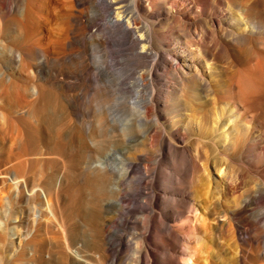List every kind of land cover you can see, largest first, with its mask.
Here are the masks:
<instances>
[{
  "label": "bare ground",
  "instance_id": "bare-ground-1",
  "mask_svg": "<svg viewBox=\"0 0 264 264\" xmlns=\"http://www.w3.org/2000/svg\"><path fill=\"white\" fill-rule=\"evenodd\" d=\"M124 1L74 0L79 7L90 4L91 10L84 16L89 27L100 16L99 3L111 7L116 6L118 9L116 17L110 13L107 28L122 29L131 37L135 45L142 46L140 51L138 50L134 55L138 61L148 62V60H152L149 61L145 71H139L135 74V83L131 87V89H135L137 95H141L133 98L130 106L133 111L132 117L136 119L135 116H137L136 120L140 131H138L134 119L132 125L127 126L129 129L125 127L129 133L123 148H119L117 153L107 152L103 154L104 159L97 158L100 155L98 146L101 141L98 142L95 138L93 128L85 129L82 127L84 124L79 123L78 100L62 80L66 74L62 72V69L55 70L54 74L48 72L49 67L48 70L46 69V62H49L47 59L50 56L53 55L60 59L66 57L69 48L74 43L80 42L82 38L71 37L69 34L65 40L67 47L64 45L60 48L55 47L53 50L44 51L33 43L35 41L31 36L37 29V26H34L35 23L32 22V16L35 10H41L43 0H27L25 2L24 0H13L11 18L9 17L11 26L4 23L5 15L2 13L6 7V0H0V41L5 45L3 46L4 49H0L2 50L0 54L15 67H17L18 61L23 62L22 66H27L36 57L38 58V62L32 63V65L42 78L30 77L25 80L22 77H17V81H14V87L20 100L25 102L21 107L23 112L20 113L17 121L19 125L25 128L26 135L32 140L40 138L44 134L45 126L50 127L49 130L51 131L57 121H60L59 130L55 136H51V139L58 141L57 155L62 158L59 163L60 167L64 164L68 165L76 175L70 189L68 187L70 200L66 202L64 212H62L64 213V217H62L65 219L63 223L67 242L72 243L76 238L75 226H73L72 221L79 213L77 210L79 207L74 206V201L80 197L82 199L88 198L90 195L96 197L98 195L96 190L100 188L103 191L102 194L104 192L107 194V197L100 198V195L98 197V199L100 198L99 202L101 200L105 202L102 203V208L98 212L94 210L93 213L90 211L89 213L86 211L79 213L82 215L80 218L83 219L85 226L88 225L91 231L93 230L97 234V238L92 239L95 236L94 233L89 242V246L93 250L106 252L111 248L113 244L107 235L113 236L114 234L118 249L122 248L124 243L129 244L130 241L124 235L112 232V226L121 223L130 227L133 226L134 230L141 233L140 243L148 239V234L155 231L160 237V243L153 244L158 245L157 248L164 253H162L163 259H161L162 256L159 257L163 260V264H190V261H193L197 254V243H192V241L198 242L199 227L195 222L193 224L185 223L182 226L177 225L176 222L184 216L186 207L195 203L194 193L189 189L190 187L187 189L177 187L176 191L179 193L172 195V198L161 196L160 182L168 180L170 175L162 174L160 156H164L167 150L175 154L181 153L182 150L188 151V148L179 147L177 142L188 138L194 132V128L210 127L211 130L209 129L210 132L207 135L210 134L209 138L216 141L217 147L242 159L241 149L245 147L250 155L247 159L259 162V153L256 154V147L258 146L264 154V147H259L264 144V132L261 134V140H258L257 143V138H252V136L244 140L242 131L228 115L230 112L227 111V107L224 109L223 106L221 107L223 98L216 91L214 84H217L216 80L218 79L222 88L231 89L228 98L232 100L229 111H233L232 113L235 115L233 118L236 119L237 117L235 107L238 105L243 104L247 107L253 105L258 95V73L264 75V59L255 58L257 44L264 46V40L258 38L264 33V7L257 0H164L158 4L154 0H134L131 7L126 5V1L125 3ZM24 4L25 11L21 13ZM163 12L174 25L173 31H169L168 34L174 36L173 40L175 41L166 44L168 51L173 56L172 58L164 53V47L160 45H165V43H161L163 34L157 33L153 29L152 20L158 19ZM78 17L80 16L78 15ZM78 17L69 11L58 16L57 19L64 21L69 18L78 21ZM192 17H196L195 20H197L193 26L198 27L199 24H207L211 26L212 31L208 30L201 33L198 30L193 31L192 28L188 31L192 24H190L191 22L188 23L187 20ZM96 36L100 37L102 33H93L89 38L95 39ZM167 40L169 41V39ZM244 45L246 49H241L240 46ZM243 53L246 54V58L240 61L238 57L242 56ZM220 61H229L230 67L237 69V73L228 71V73H223L220 76L215 67V63ZM159 62L165 65V73L168 79L172 77L173 80V84L169 85L166 90L157 84L160 74L156 66ZM241 67L244 69L239 70L238 68L242 69ZM146 91L150 95L146 96ZM161 103H163L162 111L157 109ZM225 104L227 105V103ZM211 105L213 109H210ZM163 119H167L169 125H163ZM249 142L254 143L246 144ZM152 150H157V154L160 156H153L150 153ZM189 158V160L184 159L182 162V167L187 165L188 170L185 168L178 170L179 167L172 170L177 175L176 184L178 186L186 187L184 184L192 176L190 171L199 167L197 158L190 152ZM81 163L86 165L87 171L92 175L91 181H86L87 179L84 178ZM141 189L143 192L140 191ZM256 193L255 201L253 199L246 200L236 210L227 205L225 206L227 212L234 213L235 211L237 215L243 217L247 212L256 210V204L260 203L264 197V189ZM139 195L143 197L141 200H133ZM160 199L162 204L158 203ZM214 206V209L212 208L207 213L209 220H214V211L218 210L216 209L217 205ZM109 209H111L110 218L104 215L107 214L106 211H110ZM191 209L190 212L197 211V209ZM138 213L140 214L138 217H133ZM197 217L198 215H195V218L190 219L194 221ZM219 227L209 223V228L213 232V237L209 240L215 245L224 232L223 228ZM243 231L245 243L264 248V208ZM178 239H182L183 246L178 245ZM146 247L148 248V246ZM59 250L58 264H72V261L75 262L76 259L81 260V264H87L83 259L84 257L75 255L77 252L73 254L70 247L69 253L72 256L69 253L70 256H68V249ZM147 252H150L148 257L142 253L141 255L138 253L140 256L136 254L138 257L134 263L155 264L153 259L155 260L158 254L152 253L149 249ZM117 255L114 257L113 264L119 262ZM178 255L182 259H179ZM151 258L153 259L151 260Z\"/></svg>",
  "mask_w": 264,
  "mask_h": 264
},
{
  "label": "rangeland",
  "instance_id": "rangeland-1",
  "mask_svg": "<svg viewBox=\"0 0 264 264\" xmlns=\"http://www.w3.org/2000/svg\"><path fill=\"white\" fill-rule=\"evenodd\" d=\"M95 1L101 2L102 0ZM125 1L124 3L131 7L134 0ZM154 1L158 4L164 0ZM257 1L264 7V0ZM12 4L13 0H6L4 12L9 11L7 13L2 12L6 16L3 15L4 23L7 26H11L9 23L11 22ZM116 8V6L111 7L99 3L100 16L97 21L93 22L94 24H91V27H89L84 17L91 10L90 4H86L85 7H79L74 0H43L41 10H35L32 16V22L35 23L34 26H37V29L31 35L35 41L33 43L44 51H50L55 47L60 48L64 45V47H67L65 40L69 36L82 38L80 42L74 43L69 48L70 51L68 50L67 58L63 57L60 59L53 55L50 56L47 59L49 62H46V69L48 70L49 67L48 72L50 74H54L55 70L60 69L66 74L62 77V80L64 85L75 94L76 100H78L79 123L84 124V126H81L85 129L93 128L95 138H97L98 142H103L102 144L100 142L98 146L100 154L97 157L98 159H102V155L107 152L117 153L120 150L119 148H123L126 143L129 133L127 128L130 124L132 125L135 119L132 117L131 102L136 96H141L136 94L135 89H131L135 83L136 77L134 76L139 71H145L149 61H152H138L134 55L138 50L140 51L142 46L139 44L135 45L131 37L124 33L122 29L107 28L110 13L116 17L118 12ZM66 9L69 10L67 11ZM24 11L25 4L21 9V13ZM69 11L76 17L79 15L78 21L80 22L69 18L64 21L57 19L58 16ZM195 19L196 17H192L187 20L188 23L191 22L190 24H192L188 31L191 28L193 31L198 30L201 33L208 30L212 31L211 26L207 24H199L198 27L193 26L197 22ZM152 23L154 24V31L156 30L155 32L163 34L161 43H165V45H160L164 47V53L169 58H172L173 56L168 51L166 44L175 41L173 40L174 36L168 34L169 31H173V23L165 12L158 19L152 20ZM97 32L102 33V36H96L95 39L89 38L93 33ZM258 38L264 40V33L259 35ZM166 39H169V41H166ZM3 46L5 45L0 41V49H4ZM240 47L241 49H246L245 45ZM0 53H2V50H0ZM257 54L260 55L258 56ZM245 55L243 53L242 56L238 57L240 61L246 58ZM255 55L256 59H264L263 45L257 44ZM52 57L53 60H51ZM36 58H33L34 61L27 66H22L23 62L18 61L16 63L17 67H15L14 64L6 61L0 54V264H58L59 249H68V254L69 247L73 254L77 252L75 255L83 256L87 264H113L114 257L117 254L119 262L116 264H135L134 262L141 253L147 257L150 255V252H147L148 249L152 253L158 254L155 260L153 258L151 260L153 259L155 264H163L164 262L161 260L163 259V252L157 248L158 245L153 244L160 243V237L155 231L148 234V239L144 241L146 244L143 241L140 243V232L134 230L133 226L117 223L112 226V232L124 235L130 241L129 244L124 243L122 248L118 249L117 239H115L116 237L113 234V236L107 235L110 239L108 240L113 244L106 251L107 253L100 250L98 252L89 246L90 239L95 231H91L88 225L85 226L86 224L81 219L82 215L79 213L80 211L93 213L94 210L98 212L102 208V203L105 202L104 200L99 202V200L101 197H107V194L105 192L102 194L103 191L100 188L96 190L97 192L95 191L98 193L96 197L90 195L85 199H82V197L76 198L74 201V206L76 205V208L79 207L77 208L79 213L72 221L73 226H75L76 238L72 243L67 242L63 223L65 219H63L64 213L62 212H64L66 202L70 200L68 197L69 189L74 183L76 175L68 165L64 164L60 167L59 163L62 158L57 155L58 141L51 139V136H55L59 130L60 121H57L51 131L49 130L50 127L47 128L45 126L44 134L40 138L33 140L28 138L25 128L19 125L17 121L20 113L23 112L21 107L25 102L20 100L14 87V81H17V77H22L25 80L30 77L42 78L32 65V63L36 64L38 62V58ZM65 58L66 60L63 61ZM230 66L229 61L215 63L216 70H218L217 72L220 76L223 73H228V71L237 73V69ZM156 69L160 74L157 84L160 88L166 90L169 85L173 84L172 77L169 76L171 79H168L165 73V65L162 62L157 64ZM238 69L243 70L244 67ZM258 77V95L253 105L247 107L240 104L235 107L236 119L233 118L235 116L232 113L233 111H229L232 100L228 97L231 89L222 88V84L218 83V79L216 80L217 84H214L216 91L223 98L221 107L223 106V109L227 107V111L230 112L228 115L242 131L243 139L247 140V138L252 136V138H257L256 143L261 140V134L264 132V78H262L264 75L258 73ZM147 95H150L148 91H146ZM160 105L157 106V109L162 111L163 103ZM210 109H213L212 105ZM135 117L137 119V116ZM135 124L138 126V131H140L137 120ZM162 124L169 125V122L167 119H163ZM209 129L211 130L210 127L194 128V132L188 138L181 140L179 143L177 142L179 147L188 148V151L182 150L183 153L175 154L167 150L164 157L158 155L157 150L150 151L153 156L161 157L162 174L170 175L168 180L160 182L161 196L172 198V195L179 193L176 191L177 187L182 189L190 187L189 189L194 193L195 203L189 204L184 210L186 211L183 213L184 216L176 222L179 226L195 222L199 227L198 242L192 241V243H197V254L193 261H190V264H264V248L243 241V229L247 228V225L253 219L255 220L261 209L264 208V197L261 199L262 203L260 202L262 205L260 203L256 204V210L247 212L243 217L237 215L235 211V214L227 212L225 208V206L229 205L236 210L246 200L253 199L255 201L256 192L264 189V154L257 146L256 148L260 151L256 149V154L258 155L259 153L258 157L260 159L258 163L247 159L250 155L245 150V147L241 149L243 159L239 156H232L231 152L223 151V149L217 147L216 141L209 138L210 134L207 135L210 132ZM248 135L249 137H247ZM253 143L249 142L246 144ZM262 146L264 147V144L259 147ZM189 152L197 158L199 167L195 168L194 171H190L192 176L186 181L187 185L184 184L186 187L178 186L176 184L177 175L172 170L175 167H179L178 170H183L184 168L188 170L187 165L184 168L182 167V162L184 159L186 161L190 159ZM80 166L85 176L84 178L87 179L86 181H91L92 175L87 171L86 165L81 163ZM90 186L88 187L91 188ZM92 188L94 189V187ZM140 191L143 192V189ZM99 195L100 198L98 199ZM142 198V195H139L133 200H141ZM158 203L162 204L163 202L160 199ZM214 205H217L216 209L218 210L215 209L216 211H214V220H209L207 213L212 208L214 209ZM190 206L197 209V211L190 212L192 211L189 208ZM109 210L106 211L107 214H104L105 217H111V209ZM187 210L190 211L188 212ZM139 215L138 213L133 215V217H138ZM195 215H198L197 219L191 220L190 218H195ZM209 223H213L217 227L220 226L224 231L223 236L216 245L209 240V238L213 237ZM96 235L95 233L92 239H96ZM177 243L179 246L184 244L182 239H178ZM195 244L193 246H196ZM67 246L68 248H66ZM103 253L106 254L104 255ZM69 254L68 256L71 255ZM108 254L109 256H107ZM136 254L138 255L137 257ZM89 256L92 257L90 258ZM178 257L182 259L181 256L178 255ZM72 262V264H81V260L78 259Z\"/></svg>",
  "mask_w": 264,
  "mask_h": 264
}]
</instances>
